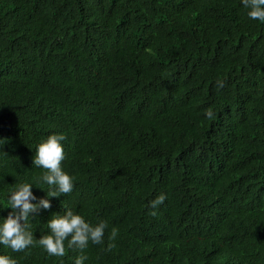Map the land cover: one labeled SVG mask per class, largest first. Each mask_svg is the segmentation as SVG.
<instances>
[{"label": "trees", "instance_id": "obj_1", "mask_svg": "<svg viewBox=\"0 0 264 264\" xmlns=\"http://www.w3.org/2000/svg\"><path fill=\"white\" fill-rule=\"evenodd\" d=\"M247 11L242 0H0V218L16 184L46 196L32 158L64 134L73 190L29 217L34 241L70 208L108 224L84 264H264V22ZM64 243L63 257L38 243L0 255L74 264Z\"/></svg>", "mask_w": 264, "mask_h": 264}, {"label": "clouds", "instance_id": "obj_2", "mask_svg": "<svg viewBox=\"0 0 264 264\" xmlns=\"http://www.w3.org/2000/svg\"><path fill=\"white\" fill-rule=\"evenodd\" d=\"M248 10L247 16L253 20L264 22V0H242ZM216 87H224V81L218 79ZM208 119L215 116L212 109H206ZM64 134H49L36 145L32 165L43 168L37 183L43 181L49 186L45 197L37 198L32 190V184L19 183L9 190L7 207L11 209L6 217L0 218V244L11 248L14 252H22L34 243H38L50 256L63 257L66 255L65 240L67 247L79 252L74 259V264H84L88 258L84 250L89 242L92 244H104L105 229L108 224L105 220H98L93 224L87 222L83 216L75 213L70 208H65L63 214L54 213L47 221L48 234L41 235L34 241L33 232L30 231L29 217L39 213L41 209L51 207L47 197H58L61 194H70L73 190V177L67 174L61 167L65 159L61 141L65 140ZM40 188V187H39ZM42 189V188H41ZM166 195L161 193L155 199L149 201L150 215H158L156 209L164 203ZM35 201V203H33ZM118 229L113 227L108 236L106 251H112L116 245L115 238ZM0 264H17V260L7 255H0Z\"/></svg>", "mask_w": 264, "mask_h": 264}]
</instances>
